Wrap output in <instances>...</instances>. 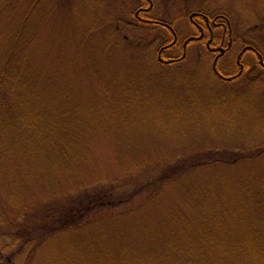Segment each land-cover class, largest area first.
Instances as JSON below:
<instances>
[{"label": "rangeland", "instance_id": "obj_1", "mask_svg": "<svg viewBox=\"0 0 264 264\" xmlns=\"http://www.w3.org/2000/svg\"><path fill=\"white\" fill-rule=\"evenodd\" d=\"M141 2L0 0V57L20 29L30 38L27 77L39 86L27 119L90 129L93 162L71 183L83 180L96 193L115 182V196L131 199L61 227L80 190L71 196L27 188V181L17 188L1 163L0 211L9 217L0 222V264H173L190 252L241 255L250 241L264 245V233H256L264 228V69L249 54L253 76L224 83L213 71L215 55L198 43L183 62L158 63L170 34L135 29ZM154 3V14L172 19L182 40L192 31L184 16L202 10L227 19L234 54L243 42L264 54V0ZM235 59L219 66L231 73ZM116 144L145 164L135 168L127 158L133 170L120 172ZM155 151L169 154L161 167L144 162ZM161 178L163 192L154 197ZM49 216L61 219L58 231Z\"/></svg>", "mask_w": 264, "mask_h": 264}, {"label": "trees", "instance_id": "obj_2", "mask_svg": "<svg viewBox=\"0 0 264 264\" xmlns=\"http://www.w3.org/2000/svg\"><path fill=\"white\" fill-rule=\"evenodd\" d=\"M129 22L131 21H127V24ZM141 30L148 32V29ZM29 40L27 29H20L11 37L8 51L0 57V164H3L1 171L5 175L12 173V177H15L14 186L17 188L23 189V184L25 182L26 185L27 181V188L48 190V192L60 191L64 194L69 193L71 196L74 194L71 192L80 190L77 194L82 195L72 202L66 213V219L62 222L63 225L60 224L61 227H67L76 221L80 223L92 211L118 207L122 202L128 203L131 199H120L115 196L114 189L118 187L114 185L115 182L109 185V190L96 193L88 189L91 185H85L88 182L82 180L71 183L72 176L79 172L80 167L84 172L87 166L93 162L91 152L95 145L89 142V136L85 132L91 131L90 129H78L70 121L43 128L35 124L34 120L29 122L27 119L28 114L31 116V111L28 113L27 106L31 104V97L39 86V82L29 80L27 77V65L24 57ZM122 42L126 46L128 45L124 40ZM115 151L117 152L116 161L119 170L123 174L131 173L133 170L126 166L124 161L127 158H130L129 162L135 164V168L140 164H145L137 160L135 151L123 150L119 144H116ZM155 152L157 155L144 162L148 165L161 167L164 164L163 160L168 158L169 154L164 155L161 151ZM160 154L163 157L159 158ZM153 158L155 160L149 162ZM199 164L197 161L191 168H197ZM88 179L86 177L84 180ZM159 181L160 186L154 197L163 192L165 181H162V178ZM7 211L5 210L3 213L0 211V222H8ZM49 218H53L52 221L56 224L53 229L57 227L55 231H58L61 219L49 216L47 220ZM256 233H264V228L259 227ZM247 240L252 239L249 237ZM240 249L242 250L241 255H233L230 251L218 254L190 252L175 258L173 264H264V245L255 247L250 241L247 246H241ZM252 250H257L255 257L249 256V252Z\"/></svg>", "mask_w": 264, "mask_h": 264}, {"label": "flooded vegetation", "instance_id": "obj_3", "mask_svg": "<svg viewBox=\"0 0 264 264\" xmlns=\"http://www.w3.org/2000/svg\"><path fill=\"white\" fill-rule=\"evenodd\" d=\"M154 7V0H143L141 2L135 13L137 24L135 29H164L170 34L169 39L164 40L166 42L160 47V51L162 50L160 55L162 60L159 57L161 64L177 65L183 62L187 58L188 46L198 43L201 47L205 46L208 51L214 54L215 59L220 57L217 63V72L214 73L224 83H237L246 79L249 75L253 76L250 74L253 67L248 62L249 54L254 55L258 60V65L264 69V54L254 45L243 42L245 45L242 51L236 54L233 53L236 42L232 38L231 27H229L227 19H225L227 23H224L223 16L213 17L211 16L212 14H207V12L202 10L188 13L184 16L188 26L184 27L192 31H189L187 36L185 35L186 38L182 40L175 31V29H179L177 24L172 19L170 22L159 19L154 14ZM227 34H229L228 39L226 38ZM180 48L182 49L181 53L179 51ZM228 55H233L234 57L236 55L235 67L231 73L226 72L225 68L222 69L219 66L220 60Z\"/></svg>", "mask_w": 264, "mask_h": 264}, {"label": "water", "instance_id": "obj_4", "mask_svg": "<svg viewBox=\"0 0 264 264\" xmlns=\"http://www.w3.org/2000/svg\"><path fill=\"white\" fill-rule=\"evenodd\" d=\"M162 52V51H161ZM219 58V57H218ZM218 58L215 59V62H214V70L216 71V64H217V61H218Z\"/></svg>", "mask_w": 264, "mask_h": 264}]
</instances>
